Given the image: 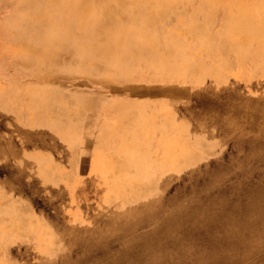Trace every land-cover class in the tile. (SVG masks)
<instances>
[{
	"label": "rangeland",
	"instance_id": "obj_1",
	"mask_svg": "<svg viewBox=\"0 0 264 264\" xmlns=\"http://www.w3.org/2000/svg\"><path fill=\"white\" fill-rule=\"evenodd\" d=\"M138 1L143 0H0V89L12 77L17 81L12 96H16L15 101L18 99L12 111H3L0 104V145L16 146L17 154L24 157L31 153L39 155L36 158L40 157L41 163L32 166L37 164L43 176L38 177L25 168L26 176L22 180L25 183L35 180L37 184L30 193L20 187L19 181L18 186L12 182L17 189L5 184L6 176L0 171V264H59L64 256L71 254L74 259L69 264H106L107 256L98 263L99 252L85 253L83 245L75 244L78 236L66 233L67 237H62L59 226L78 231L92 244L103 241V237V243H108L118 235L125 236L127 230H118L115 219L116 213L127 208L136 207L137 211L147 202L160 204L155 221L159 222L178 194L172 183L183 181L187 177L186 169L201 171L205 165L214 167L237 160L248 155L251 148L264 147V130L259 129L264 124V75L258 60V54L264 57V42L254 34L240 33L241 27L225 26L226 16L230 18L240 6L249 5L256 8L251 11L250 19L254 27L263 17L264 0H214L213 13L192 9L200 1H205L204 6L208 7L206 2L212 0H191L192 4L188 0H145L146 9L135 10ZM158 6L164 9L161 14L155 13ZM92 14L95 18L79 29L77 24ZM47 15L52 17L46 19ZM67 16L76 19L71 22L69 34H64L62 24ZM192 19L200 28L186 25ZM48 20L55 25L48 24ZM15 21L18 29L13 26ZM24 40L31 46L36 43L35 51ZM227 86L233 88L235 97L226 107L217 108V113L232 121L230 127L241 130L236 129L228 136L222 121L217 125L221 128L209 127L206 140L195 137L199 126L196 122L207 119L209 114L208 108L198 104L200 93L221 94ZM36 87L39 92L46 89L65 98L73 106L69 107V124L56 121L59 129L51 131L54 136L50 138H25L34 132L31 127L38 108L31 102L35 96L32 94V99L29 88ZM131 91L140 98L142 92L150 91L151 99L158 101L160 107L149 117L143 114L146 104L139 103L141 110L119 116L112 125L116 136L112 142L119 146L116 154L99 161L101 157L87 151L95 142L99 102L107 97L122 100ZM183 125H188L192 133L180 129ZM63 131L70 132L68 138L61 135ZM130 137L136 140L133 146ZM64 143L68 152L62 153ZM3 157L0 153V158ZM255 160L250 158L248 169L257 168L258 160ZM181 166H186L185 170L180 171ZM259 168L264 170V161L259 163ZM204 172L205 175L193 179V187L199 188L206 181L208 174ZM137 192H142V197L132 202ZM33 197L37 201L32 202ZM41 199H50L51 203L44 204ZM46 214L54 218V223L43 217ZM252 215L260 218V227L252 225L241 232L243 244H232L225 249L231 254V260L225 264H264V204ZM145 231L139 228L132 236ZM200 244L195 248L204 255L209 247ZM69 245L73 246V253ZM140 246L138 242L139 250ZM180 256L190 257V254Z\"/></svg>",
	"mask_w": 264,
	"mask_h": 264
},
{
	"label": "bare ground",
	"instance_id": "obj_2",
	"mask_svg": "<svg viewBox=\"0 0 264 264\" xmlns=\"http://www.w3.org/2000/svg\"><path fill=\"white\" fill-rule=\"evenodd\" d=\"M144 1L145 0L138 1L139 4L136 5L135 10L146 9V6L143 7L145 5V3H143ZM213 1L214 0H212V2H209V1L206 2V4H208V7L204 6L205 1H200L199 3L196 2L197 4H196V6H193V10L199 11V12L201 10L202 11L205 10L206 13H209V12L213 13V12H211L212 9L215 10V8H214L215 2H213ZM14 3H13V5H14ZM187 3L192 4L191 0H188ZM2 6H4V5H1V7ZM255 9H256L255 7L251 8L249 5L240 6L239 10H237L238 11L237 14H235L234 16L231 15L230 18H228L226 16L227 21H225V22H227V23H225V26L231 27V28L241 27L239 29V30H241L240 33H242L244 35L249 34V33L254 34V36H257V40H260V41L263 40V42H264V38H263V35H264V14L262 15L263 17H260L262 19L260 20V22L258 24L254 25V27L251 26V22H250V19L252 16L251 11L252 10L254 11ZM42 10H44V9H42ZM56 10H58V8ZM230 10H232V9H230ZM162 11H164L163 7L158 6L156 8L155 13L161 14ZM120 14H122V13H120ZM211 16H212V14H210V17ZM51 17H52L51 15H47L45 18L49 19ZM74 17H77V16H74ZM56 18H59V16L56 15ZM85 18H88V20H84V22H80L77 24L79 26V29H81V27L86 26L88 23H90L92 18H95V15L86 16ZM74 19H76V18H73V16H67L65 23L62 24L63 25L62 27L64 29L62 33L69 34L71 22H73ZM229 19H232V20H229ZM0 21H1V19H0ZM47 23L48 24L52 23V25H55V22L53 23L50 20H48ZM186 25H188L190 28H195V27L200 28L199 27L200 24L195 22L193 19L189 22H186ZM13 26L15 27V29L19 28V27H17V26H19L17 21H15ZM84 28H86V27H84ZM228 33H230V30L228 31ZM9 34H12V33H9ZM119 39H121V37H119ZM35 44L36 43L32 44V46L28 44L30 46L29 49H33L35 51V48H37V46ZM158 47H160V46H158ZM52 48H54V47H52ZM52 48H51V50H52ZM208 48L209 47L207 46L206 49H208ZM46 49H48V48H46ZM41 54H39V55H41ZM258 58H260V59H258L259 65H260V67L263 71V75H264V57L260 56L258 54ZM183 69L186 70L185 66L183 67ZM181 71L182 70H180V73H182ZM147 76H149V75H147ZM3 78L6 79V77H3ZM14 84H17V81L13 80L12 77H9V81H8L6 87L3 89H0V104L2 103L4 106L3 108H1L3 111L4 110L12 111L13 108L14 109L16 108V104L18 102V99H17V101H15L14 98H16V96L13 97L12 92H11ZM232 90H233V88H230L229 86H227V87H225L223 92H221V94H214V93H210V92L209 93H200V98H199L198 104L204 108H208L209 114H208L207 119H205V118L202 120L200 119V121L198 120L199 122H196L199 124V126H196V128H198V132H197L198 135H196L195 137L202 139V140H204V139L206 140L209 137V131H208L209 127H210V129L212 126L219 127L217 125H219L222 121L225 122L224 130L226 131V134L228 136H231L232 135L231 132L234 133V131L236 129L241 130L240 126H239L240 127L239 129L234 128V127L233 128L230 127V123L232 121L230 122V119L227 116H225V114H222L220 116L219 113H217V108L221 109V107L223 108V106L226 107L228 105V103L230 102V100L233 97H235L234 96L235 94ZM29 91L32 92L31 93L32 99L34 98L33 96H35V100L34 99L31 100V102L34 103V107L36 106V108H38V113L36 114V117H35L36 121H34L32 123V127H31V131H34V132L28 133L27 137L25 136V138H33V137L37 138L38 137L37 139H39V138L43 139V138H47V137H49V138L53 137L54 135H52L53 132H51V131L59 129V127H57L56 121L60 120V121L65 122L64 124H69V122H68L69 121V118H68L69 114L68 113H69V109H70L69 107H71L72 105L69 106V103H67V100L65 98H61L57 94L52 93L51 91L49 92V90L47 91L46 89L39 92V89H37V87H36V88H34V90L32 88H29ZM32 94H33V96H32ZM246 95L249 96L250 94L247 93ZM250 98H248V99H250ZM259 98H261V96ZM74 99H75V97H74ZM26 101H28V100H26ZM246 102H248V100ZM19 105H20V102H19ZM141 106L137 103L129 104V103L121 102L120 107L118 106L119 109H117L119 111L118 115L122 116V115L128 113V111H132V110H135V111L141 110ZM258 106H259V104H258ZM211 107H213V108H211ZM31 110H33V109H31ZM202 117H203V115H202ZM162 124H164V123H162ZM165 125L166 124H164V126ZM67 127L69 128V126H67ZM219 128H221V127H219ZM180 129H182L183 131H185L187 133H192V131L189 129L188 125H183V126H181ZM259 129L264 130V124H261ZM124 132H126V131H124ZM69 133H67V132L65 133L63 131L61 133V135H64L65 138H68ZM134 133H137V132H134ZM140 134H142V133H140ZM56 135H57V133H56ZM112 135H113V132H112ZM127 137H129V136H127ZM233 138H235V137H233ZM144 139L145 138H143V140ZM129 140H130L131 145L133 146L135 144L134 142L136 140L134 139V137H130ZM145 140H147V139H145ZM148 140H147V142H148ZM229 140H230V138H229ZM244 140H246V139H244ZM140 141H141V139H140ZM149 141H151V140H149ZM35 144H37V143H35ZM49 144H51V143H49ZM143 145H145V144H143ZM146 146H148V145H146ZM58 147H59V145H58ZM19 148H20V145H19ZM115 149H117V148H115ZM17 150L19 152V149L16 148V146L14 148L12 146H1L0 145V153L4 156L3 158H0V161H1L0 171H1V173H4V175L6 176L5 184L12 187L13 189L14 188L17 189L18 188L17 187L18 186L17 181H19L20 185H22L20 187H23L26 190H28L30 193H33L34 192V186H37L36 181L32 180L31 182L28 181L25 183L22 180V178L24 176H26L25 171H24V170H26L25 168H28V171L26 170L27 172L30 171L34 174L36 173V176H38V177H43L40 175V172H39L40 170H38V168L36 166L37 164L36 165L34 164L35 168H34V165L32 166L33 163L40 162L41 158L40 157L36 158L37 154H35V153L28 154L29 156L24 157L23 154L22 155L17 154ZM121 150H123V149H121ZM48 151H49V149H48ZM136 152L137 151H135L134 154ZM139 152H141V151H139ZM246 153H247V151H246ZM52 154L53 153H51V155ZM13 155H14V158L10 159V157ZM236 155L238 156V154H236ZM15 156H17V157H15ZM37 156H39V155H37ZM137 156H138V154H137ZM250 158H253V161L255 159L258 160V166L256 169H251V168L248 169V167L251 164V163H249ZM261 159H263V160H261ZM261 161H264V147H262V146L259 148L253 149V150L251 148L248 155L243 156V157H239L237 160L219 163L214 167H212L210 165H205L204 169L205 168L207 169V170H205V172L203 171L204 169H202L200 171L199 169L196 170V168L190 169V170H187V169L185 170L186 166H181L180 171L185 170L184 173H185V176H187L186 177L187 179L181 178V180L184 179L185 181L183 180V181L179 182V184H176V185H173V183H172V189L174 186L175 190L176 191L178 190V194H177L175 200L170 204V208L167 211L165 209L164 214L162 216H160V218H159L160 221L155 222L156 221V213L161 210L160 204L157 206V205H152V203L147 202V204L142 209H138L137 211L135 210L136 207H134V209L133 208H127L124 212H120L118 214L115 212L117 215L116 219H115L117 221L115 224L118 226V230L123 231V229H126L127 231L124 232V233H126L125 236L120 237L118 235V237H116L115 240L110 241L108 243H103L105 240L103 237V241L101 239V241L99 240L98 244H92L89 240L83 239L82 235H80V233L78 231H74V229L66 230L64 227H60V226H59V229H60L59 233L62 237H67L66 233L67 234H74V237L78 236L77 237L78 240H75V244L77 243L78 245H80V244L83 245V251L85 253H91L94 251L99 252L100 256L98 257V263H99V261L102 262L101 258H104L107 256L109 259L105 260L106 264H170V262H173L174 260H175V262H173V264H223V263L225 264L229 260V257L231 255V254H228L227 252H225V249L232 244H234V245L238 244L239 246H241L243 244V237H242L241 232L244 229H246L252 225L260 227V218L257 215L253 216L252 213L256 212L257 209L261 205L264 204V170L261 171L262 169L259 168V163H261ZM154 162H155V160H154ZM250 162H252V160ZM261 168H262V166H261ZM143 171H146V170H143ZM147 171H148V169H147ZM178 171H179V169L176 172H178ZM162 172H163V170H162ZM203 172L208 174L205 176L207 178V179L205 178L206 181H204L203 185L199 188L193 187L194 186V184H192L193 179L199 175H205V174H203ZM141 173H143V172H141ZM200 173H202V174H200ZM142 176H144V175H142ZM175 177L177 179L178 175L175 174ZM32 178H36V177H32ZM170 180H171V178H170ZM122 181H124V180H122ZM12 182L14 184H16L17 186L14 185ZM20 190H22V189H20ZM142 194H143L142 192H137L136 194H134V198H133L132 202L138 201V198H141ZM33 200L37 201V199H34V197H33V199H31V201L34 202ZM40 201L44 204H46L48 202L51 203L50 199H48V200L47 199H43V200L41 199ZM145 201H146V199H145ZM138 204H140V203H138ZM145 213H147V217L144 218ZM43 217H46V219L48 218V220H50L51 223H54V221H55L54 218L49 217L47 214ZM1 221H3V220H1ZM152 222H155V223L152 224ZM90 226H92V225H90ZM92 227H94V226H92ZM263 227H264V225H263ZM107 228H109V227H107ZM139 228L144 229V230L146 229L145 233L142 235H138L137 237L136 236L133 237L132 236V235H134L133 232H136V230H138ZM128 229L131 230V232H129ZM104 230H106V229H104ZM51 231H53V229ZM106 231H108V230H106ZM120 231H118L117 233H120ZM244 231H246V230H244ZM56 232H58V231H56ZM20 234H22V233H20ZM113 234H114V232H113ZM62 237H61V239H62ZM20 238H21V236H20ZM138 242H140V245H141L140 250L138 249ZM200 243H203V244L206 243L209 247L208 250H206L207 251L206 254H204V255H201V253L197 250L198 248H195V246H197V244L201 245ZM52 244H53V242H52ZM69 247L71 249H73L72 245H69ZM50 248H48V249H50ZM73 252H74V249L72 250V253ZM182 253H187V254L189 253L190 257L189 256L188 257H181L180 255ZM72 255L73 254H71L70 257H65V256H64V258L61 257L62 260L59 261V264L71 263V261L74 259V258H72ZM87 256H89V255H87ZM87 256H85V257H87ZM177 257H179V258H177ZM202 257L204 258L203 260H202Z\"/></svg>",
	"mask_w": 264,
	"mask_h": 264
},
{
	"label": "crops",
	"instance_id": "obj_3",
	"mask_svg": "<svg viewBox=\"0 0 264 264\" xmlns=\"http://www.w3.org/2000/svg\"><path fill=\"white\" fill-rule=\"evenodd\" d=\"M194 6H196V4ZM131 92L132 93L129 94L130 96H127L126 98L122 100H114V98L112 97H107V98L101 99L99 102V107L97 108L99 109L100 115L97 116L98 122L97 123L95 122V124L97 125L95 127V132H96L95 142H94V145L90 146V148H88L87 150L89 154L95 157H101V158H98L99 161H102V157L112 156V154L113 155L116 154L115 148L118 145L113 144L112 139L116 137H114V135H112L111 132H112V128H114L112 125L116 124L115 120L119 118V115H118L119 111L117 109H119L121 102L125 101L129 104L131 103L139 104L140 103L141 105L146 104L143 114L149 117H152L154 114H156L158 107H160L158 101L151 99L150 94H149L150 91L142 92L141 98L138 96L135 97L133 94L134 92L133 91ZM31 93L32 92L30 91V95ZM137 94L140 95L139 93ZM132 112L134 114V112L136 111L132 110ZM95 120H96V117H95ZM109 144L110 146H108ZM67 147H68L67 143L66 144L64 143L63 145L61 144L60 151H62V153L68 152Z\"/></svg>",
	"mask_w": 264,
	"mask_h": 264
}]
</instances>
